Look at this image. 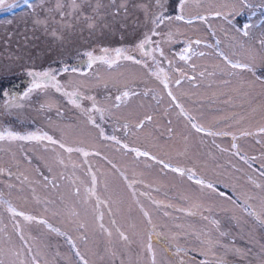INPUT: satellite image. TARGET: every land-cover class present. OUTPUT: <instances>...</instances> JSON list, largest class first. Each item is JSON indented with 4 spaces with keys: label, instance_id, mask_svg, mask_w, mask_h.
<instances>
[{
    "label": "rangeland",
    "instance_id": "374dc122",
    "mask_svg": "<svg viewBox=\"0 0 264 264\" xmlns=\"http://www.w3.org/2000/svg\"><path fill=\"white\" fill-rule=\"evenodd\" d=\"M29 2L38 4L39 0H29ZM103 2L108 4V0ZM139 2L141 0H130L126 18L105 15L95 30L90 31L83 20L76 22L71 30H64V40L61 42L46 34L43 28L34 25L31 10L24 6L23 0H4V4L0 5V81L8 88L17 85L12 90L22 92L29 83V78L24 73L27 67L46 69L49 66L60 67L63 63L81 67L87 75L62 74L59 78L62 82L70 78L83 84L85 95H95L98 100L111 108L106 121L102 123L107 134L116 135L130 147L149 151L166 161L170 159L173 164L179 163L187 167L195 165L199 169V175L226 189L227 193L245 194L241 197L242 201L251 197L247 201L248 204H251L257 212H261L264 190L256 188L249 177L258 184H264V178H261L256 171L261 164H264V155H262L264 136L240 135L242 131L256 133L257 129L264 125V109H261V105H264V89L257 83L252 89L243 88V91L250 93L249 96L245 97L241 94L242 82L253 79L250 73L237 77L222 74L223 64L215 55L210 54L212 50L204 44L198 46V51L207 54L204 57H193L187 63L174 57V53L178 52L183 44L165 45L166 54L169 58H173V66L170 68L166 61L162 66L169 72L171 79L179 78V73L175 71L177 67L181 68L187 77H195V79H182L180 85L170 84L178 102L205 127L211 126L215 131L233 132L238 137L235 143L238 144L241 154L246 158L257 157L255 161L249 160L246 164L233 154L235 149L231 148L233 143L231 136L209 137L191 129L187 119L179 114V109L167 96L160 82L155 77L147 75L140 66L121 61L119 67L112 69L99 62L94 64L91 70L87 68L84 52L96 49L94 54L100 55V48L130 46L140 36L137 22L138 19H143V14L134 7ZM201 2L203 7L209 10L234 12L235 15L231 17L233 24L237 28L243 24L250 25L249 35L244 36L242 32L233 30L221 17L210 15L208 24L212 25L211 28L202 21H196L191 26L178 25L180 32L183 33L178 37L179 40L183 41L186 37L199 38L208 44L220 40V47L225 49L231 47L240 53L238 58L241 59L247 58V50H255L258 53L256 63L259 75V69L264 67V55L260 54L258 47V41L264 39V7L261 6L264 5V0H247V6L243 5L241 0H201ZM54 3L55 0H48L45 7H52ZM9 5L16 6L9 7ZM84 10L86 13L90 12L87 5ZM200 10L193 7L186 11L188 14H195ZM36 11L40 12L41 16L44 15L39 7ZM104 11L107 13L109 10L106 8ZM52 27L57 26L50 21L49 28ZM175 27L174 25L173 30ZM213 32L215 35H212ZM239 45L244 46V51L240 50ZM192 63H195V69L190 67ZM216 65L220 67L217 68ZM202 71L205 72L203 77L199 75ZM212 72H215V75H209ZM225 80L232 82L225 85L223 83ZM104 83L108 84L107 88L103 86ZM128 89L134 90L138 95L126 98L119 108L115 107L111 103V98L119 94V91ZM229 97L231 102L225 103ZM52 98L59 103L63 113L61 117L56 115L55 108L38 111L39 104L43 103V97L37 99L33 96V102L29 107L21 110L19 118L15 115L0 114V126L12 127L22 133L39 128L55 138L64 136L74 147H83L93 153L99 151L101 153L99 157L90 155L85 158L82 154H72L73 160L78 164L87 160L91 170L96 173V195L89 198L86 192V189L92 186L89 183L87 170L78 168L73 176L71 166L67 169L54 166L53 173H49L41 166V171L48 175L50 180L54 174L65 173L67 179L61 178L56 181L60 185L58 189L45 188L42 184H33L30 187L25 183L21 191L20 181L16 179L18 173L13 154L22 161L20 172H24L30 180H42V177L36 175L24 161L22 152H28L32 157L33 165L42 163L39 159L41 156L51 161L52 153L46 152L37 142L11 144L0 142L2 149L0 167L5 169L0 173V192L4 193L5 200H10L18 210L38 218H46L54 227L67 232L72 236L77 247L87 254L86 258L95 261V264H119L120 259L128 260V250L115 234V227L122 226L121 230L126 231V234H130L133 229L141 235L153 231L145 224L139 204H143L146 210L152 212L153 220L157 225L155 231L163 233L160 240L166 247L162 248L154 241L157 264H180L182 258L188 260V256L184 253L176 254V246L179 245L184 249L197 247L196 234L210 231L213 226L209 221L212 219L219 220L221 231L228 233V236L222 238V242H232L229 244L230 247L241 250V254L229 252L226 256L227 264H264V226L243 211V203L237 206L208 189L200 190L194 182L176 173L167 170L162 173L161 166L154 161L145 157H136L134 153L120 149V146L115 145L114 142L98 138L97 130L85 123L86 118L79 109L67 102V98L54 92ZM3 99L0 96V103H3ZM84 104L90 106L88 101ZM233 113L245 115L247 119L239 124L222 119L231 117ZM146 115H151L152 121L145 122L143 129L136 128L135 125ZM49 120L52 121L51 124ZM125 125L128 127L125 128ZM169 128L173 130L171 133L168 131ZM216 145L229 151L221 152ZM185 152L187 155H183ZM104 157L111 160L116 165V169H113ZM9 168L14 175H8ZM121 172L128 177L127 181L122 179ZM77 177H79L76 180L80 187L79 194L74 193V185L71 183ZM131 181H136L135 195L133 189L127 187ZM9 184L16 187L9 189ZM33 187L36 189V195L40 197L39 203L32 194ZM9 191L12 193L11 196L8 195ZM142 193L150 194L152 198L162 201L164 206L152 205L148 196L141 195ZM61 196L64 197L63 202L60 201ZM97 197L106 203L97 207ZM188 197L204 205L202 215L193 216L179 211L180 208H189L190 201L186 199ZM46 200L56 201L55 205L48 207L58 210L59 216H53L52 211L44 214L43 201ZM167 205H174V208L166 207ZM109 207L113 210L112 214L107 211ZM101 211L105 213L103 219L105 227L114 232L112 237L107 236L98 227L100 223L98 213ZM165 211L171 212V215L165 216L163 214ZM73 212L78 215H74ZM204 216H207L208 220L203 219ZM18 219L27 234L38 238L44 250L42 260L47 258L54 259L56 264H78L75 249L65 237L49 232L37 222L24 221L22 217ZM112 220L117 222L116 225L110 223ZM79 224L85 225L86 231L78 228ZM3 225H7V229L6 233H0V237L12 232L10 213L0 207V226ZM177 225L181 227L178 228ZM84 234L88 237L87 244L80 239ZM174 236L175 240L172 239ZM131 248L135 252L138 245L133 244ZM112 251H116V257H111ZM220 251L222 253V250ZM4 258L9 259L7 256ZM199 258L197 255L196 259ZM132 259H136L135 255Z\"/></svg>",
    "mask_w": 264,
    "mask_h": 264
},
{
    "label": "snow or ice",
    "instance_id": "6c2138e0",
    "mask_svg": "<svg viewBox=\"0 0 264 264\" xmlns=\"http://www.w3.org/2000/svg\"><path fill=\"white\" fill-rule=\"evenodd\" d=\"M23 2L24 6L31 10L34 25L43 28L46 34H49L54 39L62 42L64 40V30H71L75 23L81 20L85 22L86 27L91 31L97 28L98 23L104 19L105 15H111L114 18L117 16H123L126 18L128 15L130 0H108L107 5L103 0H94V2L93 0H55L54 6L52 7H45L48 0H39L38 4L30 3L29 0H23ZM241 2L243 5L247 6V0H241ZM3 4L4 0H0V5ZM86 5L90 9V12L88 13L84 10ZM15 6L16 5H9V7ZM261 6L264 7V5ZM37 7H39L44 13L43 16H41L40 12L36 11ZM134 7L143 14V19H138L137 22V28L140 29V36L130 46L117 47L114 49H109L107 47L100 48V55L94 54L96 49L84 52L83 55L87 58V68L91 70L93 65L99 62L100 64L106 65L109 69H112L114 67H119L121 61L131 62L134 65L140 66L147 75L155 77L156 80L160 82L163 89L166 90L167 96L170 97L171 101L175 104V107L179 109V114L187 119L191 129L209 137L231 136L233 140L231 148L235 149L233 154L246 164L249 160L255 161L257 157L246 158L241 154L238 144L235 143L238 137L233 132L223 130L215 131L211 126L205 127L204 124L199 123L197 118L187 112L183 105L178 102V98L173 93L170 84L174 83L180 85L182 79H195V77H187V74L181 68L177 67L175 68V71L179 73V78L172 80L169 76V72L162 66L165 61L170 68L173 66V58H169L166 54L165 45H171L174 43L183 44V47L178 52L174 53V57H178L180 61L187 63L188 61H191L193 57H204L207 54L204 51H198V46L204 44L205 47L212 50L210 54L215 55L223 64L224 67L221 69L222 74H226L229 77L243 76L244 73L251 74L253 79L250 81H243L241 85V94L247 97L250 93L243 91L244 87L252 89L258 83L260 87L264 89V67L259 69L260 74H257L258 68L256 56L258 53L255 50L249 49L247 50V58L241 59L238 58L240 53L234 51L231 47L228 49L220 47V40H216L214 44H208L199 38L192 39L186 37L181 41L178 37L183 35V33L180 32L178 25L186 24L191 26L196 21H202L211 28L212 25L208 24L209 16L211 15L221 17L225 23L233 28V30L242 32L244 36L249 35L248 29L250 25L243 24L237 28L231 19V17L235 15L234 12L229 11L226 13L220 10L206 9L203 7L201 0H141V2L135 4ZM193 7L201 10L197 11L195 14H188L186 10ZM106 8L109 10L107 13L104 11ZM50 21L57 27H52L50 29ZM174 25L176 26L175 30H173ZM212 35H215V32H213ZM258 47L260 54L264 55V39L258 41ZM239 48L241 51H244L243 45H239ZM190 67L195 69V63H192ZM216 67L219 68L220 66L216 65ZM24 73L29 78V83L22 92H14L12 90L13 88H16L17 85H12L11 88H8L2 81H0V96L4 98L3 103H0V114L6 116L15 115L19 118L21 110L29 107L33 102V96H36L37 99L42 96L43 103L39 104L37 110H52L55 108L56 115L61 117L63 113L59 103L52 98L53 92L59 93L67 98L68 103L80 110V113L86 118L85 123L92 125L97 130L98 138L114 142L115 145L120 146V149L132 152L136 157H145L154 161L161 166L160 171L162 173L166 170L176 173L180 177H185L188 181L194 182L200 190L208 189L219 197H222L237 206H240V204L243 203V211L247 215L253 217L261 226H264V201L261 203L262 211L257 212L252 205L247 202L251 197H247L242 201L241 197L245 195L243 193L236 194L233 192L229 194L221 191L217 184H214L199 175V169L195 165H193V167H187L181 166L179 163L173 164L170 159L166 161L164 158L151 154L149 151H141L139 148L130 147L128 143H123L116 135L107 134L105 128L102 127V123L106 121L107 114L111 112V108L98 100L95 95H85L83 91L85 86L83 84L70 78L62 82L59 78L62 74H69V76L77 73L87 75V73L83 72L81 67L73 66L69 63H63L60 67L49 66L46 69L27 67L24 69ZM199 75L203 77L205 72L202 71ZM209 75H215V72L209 73ZM231 82V80L223 81L225 85L231 84ZM103 86L107 88L108 84L104 83ZM136 95H138V93L134 90H122L119 91V94L111 98V103L119 108L121 104L125 102L126 98ZM106 99L108 98L106 97ZM85 101L90 102V106H85ZM230 102L231 97L225 101V103ZM261 109H264V105H261ZM253 111H256V109H253ZM152 119L153 117L151 115H146L143 120H140L135 125V127L143 129L145 122H150ZM222 119L226 122L232 120L239 124L241 121L246 120L247 116L233 113L231 117H223ZM51 123L52 121L49 120V124ZM169 123H171V121H169ZM218 123L219 121H217V124ZM124 127L127 128L128 126L125 125ZM228 127L230 128L231 125L229 124ZM168 131L171 133L173 130L169 128ZM240 135L264 136V125H261L256 133L242 131ZM0 142H7L9 144L13 142H37V144L41 145L46 152L50 151L52 153L51 161L46 157L41 156L39 159L42 163L33 165L32 157L29 156L28 152H22L24 161L27 162L28 166L36 175L42 177V180H30L24 172H20L19 168L22 161L17 159L15 154H13V160L15 161L18 173L16 174V179L20 181L21 191H23V185L25 183L30 187L33 184H42L45 188L51 187L53 189H58L60 185L56 183V181L61 178L67 179L65 173L60 172L54 174L50 180L49 176L41 171V166L46 168L49 173H53L54 166H62L64 169L71 166L73 176H75V171L78 168L87 170L90 177L89 183L92 186L88 187L86 192L89 198L96 195V173L91 170V166L88 164L87 160L81 161L78 164L73 160L72 154H82L85 158L90 155L99 157L101 155L99 151L93 153L86 151L83 147H74L64 136L55 138L47 131H43L39 128L35 131L22 133L15 131L12 127L0 126ZM213 143H215V141H213ZM22 147L23 146L21 145V148ZM216 147L219 148L221 152L229 151V149L222 148L219 145H216ZM0 151H2V149H0ZM183 155H187V153L185 152ZM104 159L107 160V157H104ZM107 163L111 165L113 169H116V165L113 164L111 160H107ZM249 167H251V164H249ZM4 171L5 169L0 167V173H3ZM256 171L261 178H264V164H261L260 168L256 169ZM7 172L9 176L14 175L10 168ZM120 176L123 180H128V177L122 172L120 173ZM78 179L79 177L71 182L74 185L73 191L76 194L80 193V187L76 183V180ZM249 180L256 188L264 190V184L256 183L251 177H249ZM135 183L136 181H131L127 184L129 189H133V195L136 194L134 189ZM8 187L11 189L16 186L9 184ZM225 187L228 186L225 185ZM32 194L38 203L41 202L40 197L36 195V189L34 187L32 188ZM8 195H12L11 191H9ZM141 195H147L151 200L152 205L164 206L162 201L152 198L150 194L142 193ZM3 197L4 193L0 192V207H3L4 211L10 213L12 232L7 233L5 237H0V264H56L54 259H41L44 255V250L40 246L38 238L26 233L25 227L18 219L19 217H22L24 221L37 222L48 229L49 232L65 237L71 247L75 249V256L78 257V264H95V261H90L86 258L87 254L83 253L81 249L77 247L72 236L67 232L60 231L59 228L54 227L46 218H38L37 216L28 215L22 210H18L17 207L13 206L10 200H5ZM186 199L190 201L189 208H180L179 211L182 213L186 212L188 215L193 216L197 214L202 215L204 205L192 201L191 197ZM63 200L64 197L61 196L60 201L63 202ZM43 203L45 204V215L49 211H52L53 216L60 215L58 210L50 209L48 207V205H55L56 201L46 200L43 201ZM105 203L106 201L100 200L99 197H97V207L104 205ZM137 203L139 204V201H137ZM139 207L145 224L150 226L153 231L150 233L145 232L141 235L133 229L130 234H126V231L121 230L122 226L115 227V234L122 242L124 248L128 250L129 256L127 261L120 259L119 264H157V253L154 248V241L158 242L160 247H166L165 243L160 240L163 233L155 231L157 225L153 220L152 212L146 210L143 204H139ZM166 207L174 208V205H167ZM207 210L211 211V209ZM107 211L109 214H112L113 212L111 207H109ZM73 214L78 215V213L75 212H73ZM163 214L165 216H170L171 212L165 211ZM104 215L105 213L102 211L98 213V219L100 221L98 227L102 232L106 233L107 236L112 237L114 234L113 230L106 228L103 223ZM203 219L208 220V217L204 216ZM110 223L116 225L117 222L112 220ZM209 223L213 226L210 231L196 234V239L198 240L197 247L184 249L179 245L176 246L177 255L184 253L188 256V260L182 258L180 264H227L226 256L229 252L241 254L240 249L229 246L232 242H222V238L228 236V233L221 231L219 220L212 219ZM176 227L179 228L181 226L177 225ZM78 228L85 229L86 231V226L83 224H79ZM6 229L7 225L0 226V233H6ZM201 237L203 238L201 239ZM80 239L87 244L88 237L86 234L82 235ZM172 239L175 240V236ZM133 244L138 245V249L135 250V252H133L131 248V245ZM220 250H222V253ZM116 255V251L111 252V257H116ZM133 255H135L136 259H132ZM197 255L200 257L199 259H196ZM6 256L9 257L8 260H5L4 257ZM101 259L103 258L101 257Z\"/></svg>",
    "mask_w": 264,
    "mask_h": 264
},
{
    "label": "trees",
    "instance_id": "16d2710c",
    "mask_svg": "<svg viewBox=\"0 0 264 264\" xmlns=\"http://www.w3.org/2000/svg\"><path fill=\"white\" fill-rule=\"evenodd\" d=\"M219 188H220V190H221V191H224V192H226V191H225L226 189L224 190V188H221V187H219Z\"/></svg>",
    "mask_w": 264,
    "mask_h": 264
}]
</instances>
